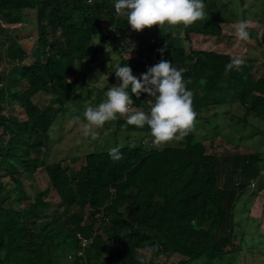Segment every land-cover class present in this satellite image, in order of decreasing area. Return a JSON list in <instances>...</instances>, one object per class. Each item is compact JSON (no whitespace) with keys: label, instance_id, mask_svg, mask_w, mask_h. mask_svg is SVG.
Segmentation results:
<instances>
[{"label":"trees","instance_id":"trees-1","mask_svg":"<svg viewBox=\"0 0 264 264\" xmlns=\"http://www.w3.org/2000/svg\"><path fill=\"white\" fill-rule=\"evenodd\" d=\"M114 1L0 0V16L6 22H21L24 10L34 11L37 22L34 60L23 63L27 53L15 44L6 51L14 65L0 76L4 79L0 87V264H59L68 254L69 264H139L138 251L147 246L157 248L149 264H169L164 258L174 254L180 256L174 264H190L202 256L219 259L230 240L218 233L234 215L231 205L245 196L259 174L264 158L255 151L239 158L240 173L234 171L228 179L230 187L223 189L220 159L207 152L194 132L181 144L163 150L141 144L118 147L120 160H113L110 150L89 152L81 157L76 172L63 161L46 164L33 158L46 145L57 109H41L32 97L43 91L60 103L72 98L78 89L77 66L95 52L94 39L110 43L103 23L116 39L135 37L127 17L116 14ZM203 2L206 19L183 25L182 35L155 32L148 45L150 65L141 61V50L124 56L123 48L116 47L117 66L127 64L140 78L149 67L167 60L185 69L183 78L191 81L186 87L193 93L197 119L205 109L239 102L246 115L264 120V70L257 73L244 59L239 70L226 72L233 54L186 46L191 34L222 35L227 3ZM166 43L161 54L159 49ZM128 91L132 107H140L148 97ZM15 106L20 113L14 112ZM115 129L150 133L147 125H127L125 117L116 121ZM41 166L48 185L29 199L22 187L23 174ZM51 192L55 202L45 198ZM79 236L91 238L89 245L82 246Z\"/></svg>","mask_w":264,"mask_h":264},{"label":"rangeland","instance_id":"rangeland-1","mask_svg":"<svg viewBox=\"0 0 264 264\" xmlns=\"http://www.w3.org/2000/svg\"><path fill=\"white\" fill-rule=\"evenodd\" d=\"M222 1L227 3V9L223 13L225 22L221 26L223 30L221 37L191 34L186 46L240 55L251 64L254 71L262 73L264 70V0ZM0 20V76H5L14 65V62H9L5 58V52L9 47L18 44L24 48L27 58L23 63L34 60L37 46V22L32 10H24L19 23L6 22L1 16ZM240 21L250 22L248 41H240L236 37V27ZM102 26L110 37V43L101 44L98 42V37L94 39L91 49L92 51L95 49V52L88 60L77 66L78 89L72 98L60 103L55 101L52 95L43 91L32 97L33 102L41 109L48 107L57 109L46 145L33 154V158L37 161H43L46 164L63 161L71 171L76 172L80 168L81 157L89 152L108 151L125 145L153 146L150 133L140 131L125 133L116 130V121L122 118L119 115L115 121L106 122L103 127L94 129L98 133L96 139L83 135L80 124L86 122L83 120L86 106L89 104L95 106L104 101L106 91L119 83L114 72L119 57L116 47L123 48L124 56L144 50L141 43L144 39L137 38L136 35L116 39L105 23ZM144 30L151 37H155V32L158 30L171 35H182L183 25L165 24L161 28L153 26ZM146 44L148 47L149 44ZM151 50L149 46L146 52ZM3 80H0V87L4 86ZM150 100L152 98L148 96L140 107L133 108L150 109ZM15 107L14 112L20 113L17 106ZM7 110L8 108L4 111ZM245 112V108L239 102L225 103L203 110L197 119L195 137L203 139L207 152L216 154L220 159L219 185L223 189L230 187L228 179L234 171L240 173L242 161L240 157L257 151L264 158V120L252 114L246 115ZM77 116L80 117V121L75 120ZM183 140L172 141L164 146H175L181 144ZM223 163H226L228 168H224ZM48 181V176L41 166L33 172L23 174L22 187L26 196L32 199L38 191L48 185ZM238 182L240 180L233 182V185L236 186ZM15 195L16 192L13 196ZM244 195L232 205L230 203L234 215L228 219L226 225L229 222L232 225L230 227L224 225V229L218 233V236L222 237L226 234L230 238L222 257L210 259L202 256L191 261L190 264H264V161L260 164L259 174L251 180ZM45 198L52 202L57 200L53 192ZM138 253L143 255L144 251L140 250ZM68 258L69 254L66 257L62 256L59 264H69ZM179 258V255L174 254L165 257L164 260L174 264Z\"/></svg>","mask_w":264,"mask_h":264},{"label":"clouds","instance_id":"clouds-1","mask_svg":"<svg viewBox=\"0 0 264 264\" xmlns=\"http://www.w3.org/2000/svg\"><path fill=\"white\" fill-rule=\"evenodd\" d=\"M114 7L118 15L127 17L128 25L135 32L153 26L161 28L165 24L188 26L207 17L203 0H115ZM250 26L249 21L238 23V40H249ZM166 48L167 43L159 49L160 53L163 54ZM243 64L244 59L240 55H233L225 70H239ZM184 71L161 59L137 78L127 64L118 65L114 72L119 83L106 91L104 101L95 106H86L83 112V120L86 122L80 124L83 135L96 139L98 133L94 129L103 127L106 122L115 121L119 115L126 118L127 125L138 128L147 125L153 138L152 144L158 150H163V146L172 141L183 140L195 131L198 115L193 108V93L186 87L191 81L184 80ZM129 88L131 94L137 97L147 93L152 98L148 112L132 107L134 102ZM75 120L80 121V117H75ZM109 155L113 160L122 159L118 147L112 148ZM156 250V246L145 247L144 254L137 257L139 264H149L151 254Z\"/></svg>","mask_w":264,"mask_h":264},{"label":"built area","instance_id":"built-area-1","mask_svg":"<svg viewBox=\"0 0 264 264\" xmlns=\"http://www.w3.org/2000/svg\"><path fill=\"white\" fill-rule=\"evenodd\" d=\"M114 4H115V1L113 3V6H114ZM114 10H115V7H114ZM135 35L137 36V38L144 39L141 42L142 43V47L144 48V50H141L142 51L141 61L144 62L146 65H150L152 63V60L149 59L150 51L146 52V50L148 49L146 43H148V44L152 43L153 42V37H151L145 30H143L142 32H136ZM79 237L81 238V245L82 246H87L91 242V238H84V237H81V236H79Z\"/></svg>","mask_w":264,"mask_h":264},{"label":"crops","instance_id":"crops-1","mask_svg":"<svg viewBox=\"0 0 264 264\" xmlns=\"http://www.w3.org/2000/svg\"><path fill=\"white\" fill-rule=\"evenodd\" d=\"M23 14H26V13H23ZM1 21V20H0ZM4 21H2V23H3ZM222 26V25H221ZM223 31V30H222ZM232 54V53H231ZM233 55H235V54H233ZM5 58L7 59V61H9V62H12L10 59H9V57H8V54H7V52H5Z\"/></svg>","mask_w":264,"mask_h":264}]
</instances>
